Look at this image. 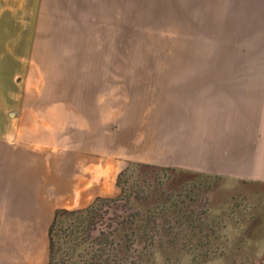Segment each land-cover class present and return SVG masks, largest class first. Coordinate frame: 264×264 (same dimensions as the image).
I'll list each match as a JSON object with an SVG mask.
<instances>
[{"label": "rangeland", "instance_id": "1", "mask_svg": "<svg viewBox=\"0 0 264 264\" xmlns=\"http://www.w3.org/2000/svg\"><path fill=\"white\" fill-rule=\"evenodd\" d=\"M260 4L0 0V52L32 50L24 71L11 70L6 59L0 64V83L7 91L13 81L20 91L19 109L52 114L44 121L52 124L55 146L88 153L100 141L104 166L112 139L118 157L115 173L103 174L106 184L115 176L117 182L114 200L98 209L105 223L85 232L81 226L68 240L63 229L76 217L60 216L55 240L79 243L66 264H264V183L129 161L124 148L126 136L140 137V114L156 109V99L142 94L151 81L264 78ZM1 102L10 121L19 109L10 99ZM20 203L0 198V264L45 257L49 264V229L34 224L33 207ZM12 212L24 229H6ZM102 238L110 244L99 251Z\"/></svg>", "mask_w": 264, "mask_h": 264}, {"label": "crops", "instance_id": "2", "mask_svg": "<svg viewBox=\"0 0 264 264\" xmlns=\"http://www.w3.org/2000/svg\"><path fill=\"white\" fill-rule=\"evenodd\" d=\"M30 55V49L21 52L12 47L0 52V64L6 59L12 62L11 70L24 71ZM151 83L141 93L156 99V109L140 114L139 139L126 136L127 160L264 183V78H177ZM1 84V199L33 207L32 222L43 221L49 229L58 209L86 208L97 198L115 194L116 176L107 184L104 176H112L117 168L112 139L104 166L100 141L88 153L78 145L55 146L52 124L44 121L52 114L20 110V91L13 81L7 91ZM2 99H10L19 109L10 121ZM150 118L155 121H144ZM8 214L13 218L6 229H24L16 212Z\"/></svg>", "mask_w": 264, "mask_h": 264}, {"label": "trees", "instance_id": "3", "mask_svg": "<svg viewBox=\"0 0 264 264\" xmlns=\"http://www.w3.org/2000/svg\"><path fill=\"white\" fill-rule=\"evenodd\" d=\"M114 200V197H100L94 200L88 207L82 208V209H58L54 215L53 221L49 228V239H50V263L49 264H57V257L58 260H60V264H66L69 260V258L72 257L74 251L76 250V247L79 243L74 244L71 247H64L63 245H60V242H57L55 240V236L58 235V224L60 216L66 213H70L71 215L75 216V220H70L67 224V226L64 228V226H61L60 229L64 228V234L68 237V240H70L71 237L75 236L76 233H79V228L82 226L81 232H85L86 228L90 231L91 228H88L90 224H92L93 230L96 229L97 223L104 224L106 219V215L101 214L98 212V209L101 205H104L105 203ZM82 215H85L82 218ZM86 216H89L86 217ZM92 218V221L90 219ZM90 221V222H89ZM89 222V223H88ZM124 222V221H121ZM88 223V224H87ZM90 233L88 234V236ZM100 235H105L104 231H100ZM68 242V241H66ZM110 244V241L108 239H100L98 242V250H104L108 245ZM76 246V247H75ZM61 253L59 254V252ZM100 257H103V255H99ZM107 260L100 259L96 264H106Z\"/></svg>", "mask_w": 264, "mask_h": 264}]
</instances>
